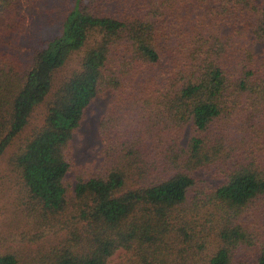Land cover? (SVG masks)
Returning <instances> with one entry per match:
<instances>
[{
	"label": "trees",
	"instance_id": "16d2710c",
	"mask_svg": "<svg viewBox=\"0 0 264 264\" xmlns=\"http://www.w3.org/2000/svg\"><path fill=\"white\" fill-rule=\"evenodd\" d=\"M60 13L59 33L27 50L20 0H0V158L45 106L9 159L43 243L0 264H107L118 250L131 264H247L235 253L255 245L264 264V228L248 223L264 201V0H72ZM104 91L105 166L69 196L71 139ZM197 171L225 181L200 189Z\"/></svg>",
	"mask_w": 264,
	"mask_h": 264
},
{
	"label": "rangeland",
	"instance_id": "374dc122",
	"mask_svg": "<svg viewBox=\"0 0 264 264\" xmlns=\"http://www.w3.org/2000/svg\"><path fill=\"white\" fill-rule=\"evenodd\" d=\"M72 0H20L22 13L25 17L21 39L23 44L29 46L38 38L51 37L60 31V12L64 14V7H70ZM26 38V39H25ZM252 51L261 56L263 45L260 41L252 39L249 44ZM28 54V53H27ZM81 54L72 58L60 70L54 81L53 90L60 80L74 69ZM113 94L110 91L99 93L85 108L80 127L74 132L70 143L71 164L64 177V183L69 189L68 195L72 196L74 184L78 177L87 178L103 171L105 166L102 149L103 138L99 133V124L106 112ZM45 106L38 107L30 119L25 130L8 146L0 158V254L13 251L19 256H25L43 243V239H36V231L28 223L22 210V185L18 174L9 165L10 157L20 148L36 127H39L44 118ZM191 135L190 123L186 125L181 143L185 146ZM196 186L200 189H213L225 181L213 173L197 171L193 173ZM192 191L187 193L189 199ZM259 209L250 214L248 223L252 227L262 225L264 228V201ZM259 254L258 246L246 248L245 251L235 253L238 260L247 264H255ZM24 260V259H22ZM25 261V260H24ZM26 262V261H25ZM107 264L128 263V255L123 250H118L111 256Z\"/></svg>",
	"mask_w": 264,
	"mask_h": 264
}]
</instances>
